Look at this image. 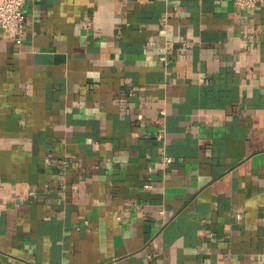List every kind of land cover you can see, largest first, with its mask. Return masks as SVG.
<instances>
[{"label":"crops","instance_id":"0c3cea01","mask_svg":"<svg viewBox=\"0 0 264 264\" xmlns=\"http://www.w3.org/2000/svg\"><path fill=\"white\" fill-rule=\"evenodd\" d=\"M24 12L22 43L0 27V264H264V0Z\"/></svg>","mask_w":264,"mask_h":264},{"label":"built area","instance_id":"2783aa9c","mask_svg":"<svg viewBox=\"0 0 264 264\" xmlns=\"http://www.w3.org/2000/svg\"><path fill=\"white\" fill-rule=\"evenodd\" d=\"M261 0H234L241 8L254 7ZM26 0H0V27L3 32L11 36L17 43H22L25 36V12ZM160 137L162 135L160 134ZM171 156H166V161L170 162ZM31 190L30 193H34Z\"/></svg>","mask_w":264,"mask_h":264},{"label":"water","instance_id":"95a60500","mask_svg":"<svg viewBox=\"0 0 264 264\" xmlns=\"http://www.w3.org/2000/svg\"><path fill=\"white\" fill-rule=\"evenodd\" d=\"M42 51H47V52H51L52 51V49L51 48H42ZM41 57H46V58H49L50 59V61H51V59H54V56H55V60L56 59H59V57H63L64 58V55H62V54H55V55H52V54H46V55H40Z\"/></svg>","mask_w":264,"mask_h":264}]
</instances>
